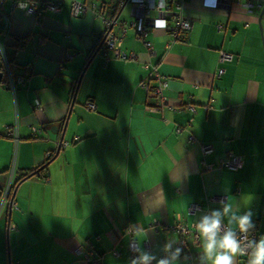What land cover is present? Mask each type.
I'll return each instance as SVG.
<instances>
[{"label":"crops","instance_id":"crops-1","mask_svg":"<svg viewBox=\"0 0 264 264\" xmlns=\"http://www.w3.org/2000/svg\"><path fill=\"white\" fill-rule=\"evenodd\" d=\"M113 1L79 0L87 9L78 17L70 16L71 0L39 16L12 6L17 0L0 4L14 73L28 68L14 92L0 82V264H90L76 254L79 246L104 264H130L129 239L159 258L166 240L179 241L174 226L191 227L220 207L219 196L234 197V210L250 208L264 230V0L213 9L182 0L190 29L170 43L165 30L151 27L148 55L129 28L121 50L136 54L130 62L95 51L106 30L100 6L107 18ZM133 12L127 2L118 17L129 22ZM220 51L232 58L220 61ZM146 62L165 81L162 105L137 85L149 74ZM60 139L70 144L57 148ZM200 143L213 147L204 158L209 171ZM46 152L44 172L21 180L7 199L8 186L44 163ZM227 152L242 155L236 169L220 164ZM191 204L199 209L189 212ZM191 239L181 264H200L201 244Z\"/></svg>","mask_w":264,"mask_h":264},{"label":"built area","instance_id":"built-area-1","mask_svg":"<svg viewBox=\"0 0 264 264\" xmlns=\"http://www.w3.org/2000/svg\"><path fill=\"white\" fill-rule=\"evenodd\" d=\"M3 0H0V4ZM63 0H40V3L36 4L34 1L32 2V5L30 6V14H34L36 16H39L41 11L44 9H49L52 11L59 10L61 3ZM230 1L232 0H208V3L212 9L217 7L218 5H224L228 6L230 4ZM236 3L241 2V0H235ZM132 3L133 4V17L129 20H122L118 17V12H120V8L125 3ZM70 4V16L72 17H78L81 14H83L87 7L85 4L79 2V0H71ZM202 4L205 6V0H202ZM243 5L245 7H251L252 3L250 0H245L243 2ZM12 6H17V2L13 4ZM106 9V5L102 4L100 6V12L99 16L103 19L104 25L106 27L105 33L101 37L100 40H98L95 44V51L96 53H99L105 60L110 58V56L114 59L121 60L123 62H130L137 60L136 54L133 51L125 52L124 50H121V43L123 40V37L125 36L127 30L129 28H133L135 31V34L138 39L141 40L143 45L145 46V49L148 53V55L154 54L153 45L146 39V35L151 27L163 29L165 30L170 36V43L177 40L183 32L187 31L191 27V20L189 17L185 16L182 13V0H114L113 3L109 5L110 15L105 18L104 11ZM29 13L28 11H26ZM35 16V17H36ZM0 17L3 21V26L0 28V30L6 31V29L9 26V19L7 15H3L0 11ZM37 18V17H36ZM160 19H164L166 21V26L163 28L156 27L155 21H158ZM218 29L221 28L220 25L217 26ZM8 33L6 32V35ZM40 40V39H39ZM37 40V41H39ZM6 42V36L4 39H1L0 36V61L2 63V70L0 82L3 83V85L9 89V91L14 92L15 84L21 83L23 84L28 77V68H24V73L20 75H16L14 73V70L16 69V64L10 62V55L7 53L5 48ZM21 42L18 41V45H20ZM168 45V44H167ZM111 53V54H110ZM232 54L226 53L223 51L219 52V60H230L232 57ZM142 67L149 70V74L144 77L137 85L142 87L148 94L153 95L157 98L158 104L162 105L166 102V98L163 94V90L166 87L165 81L161 79L158 72H156V69L154 66L150 65L149 62L142 63ZM223 72V68H218L217 73L220 74ZM151 79L157 80L156 84H151ZM34 106L36 108H39V101L35 99ZM85 107L88 110H94L95 105L91 101L85 102ZM158 106H146L145 109L147 110H155ZM192 111H194V107L192 105H188ZM39 130L37 127H32V131ZM177 130H180L177 128ZM8 136L15 138L16 137V127L11 126L9 129H7ZM77 139V138H75ZM69 141L59 140L57 142V148H62L67 145H69ZM200 152L202 156V163H203V169L205 171H209L212 169L211 163L204 160V158L207 156L208 153H211L213 151V147L210 143H200ZM47 156H50L49 152H46ZM243 161L242 155L233 154L230 152L226 153V156L224 158H221L219 160L220 164L223 166H226L228 168L236 169L239 165H241ZM225 196H219L218 201H221ZM213 201V197H209L208 202ZM199 209V206L191 204L188 207L189 212H194L195 210ZM211 211L210 209L204 210L205 212ZM177 233L179 234V241L181 244L180 246L185 247V237L189 234L192 235V242L193 244H198L200 241L195 234V229L193 227V224L191 227L185 226L182 222L176 224L174 228ZM128 234L132 236L133 230L127 229ZM260 236H264V230H259L257 226L255 229L249 233V238H255L259 239ZM133 239H129V244ZM131 257L133 258L136 253H134L131 248L129 247ZM76 254L79 255V257L88 260L90 264H104L102 260L98 257L92 256V250L90 247H83L79 246L75 250ZM112 253L116 256L118 253L113 250ZM247 261L246 257H240Z\"/></svg>","mask_w":264,"mask_h":264},{"label":"clouds","instance_id":"clouds-1","mask_svg":"<svg viewBox=\"0 0 264 264\" xmlns=\"http://www.w3.org/2000/svg\"><path fill=\"white\" fill-rule=\"evenodd\" d=\"M33 0H17L20 10L30 13ZM205 6H210L205 0ZM155 26L163 28L166 21H155ZM234 197L227 195L219 201L220 207L205 212L195 220L193 227L202 251L199 252L200 264H236L237 258L246 257V264H264V237L258 240L249 238L256 225L253 211L249 208L241 211V207L233 208ZM175 239L166 240L162 245V257L141 247L137 240L129 244L136 255L130 264H181L184 249Z\"/></svg>","mask_w":264,"mask_h":264},{"label":"trees","instance_id":"trees-1","mask_svg":"<svg viewBox=\"0 0 264 264\" xmlns=\"http://www.w3.org/2000/svg\"><path fill=\"white\" fill-rule=\"evenodd\" d=\"M108 8H109V7H108ZM2 32H3V31L0 30V33H2ZM17 41H19V40H17ZM15 43H16V42H15ZM93 52H94V51H93ZM10 62L13 63V59L10 58ZM1 66H2V63H1V61H0V70H2V67H1ZM49 159H50V156L47 157V159H46V161H44V163H42V164H40V165H38V166H36V167H34V168L28 170L27 172H25L24 174H21V176H19L18 178H16V179L13 181V183H12L10 186H8L9 189H8V192H7V199H9V198L12 196L13 191H14V189H15V186H16L21 180H23L24 178L29 177V176H31V175L42 174V173L44 172L45 168H46V163H47V161H49Z\"/></svg>","mask_w":264,"mask_h":264},{"label":"water","instance_id":"water-1","mask_svg":"<svg viewBox=\"0 0 264 264\" xmlns=\"http://www.w3.org/2000/svg\"><path fill=\"white\" fill-rule=\"evenodd\" d=\"M261 11H260V13H259V19L261 18V16H262V13H264V6H261ZM262 44H264V37H262ZM0 77H1V72H0ZM60 140H62V139H60ZM58 150V149H57Z\"/></svg>","mask_w":264,"mask_h":264},{"label":"rangeland","instance_id":"rangeland-1","mask_svg":"<svg viewBox=\"0 0 264 264\" xmlns=\"http://www.w3.org/2000/svg\"><path fill=\"white\" fill-rule=\"evenodd\" d=\"M8 53V52H7Z\"/></svg>","mask_w":264,"mask_h":264}]
</instances>
